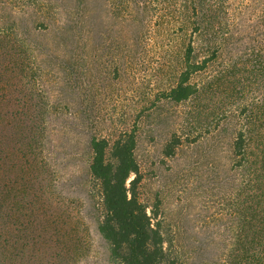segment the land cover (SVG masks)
<instances>
[{"label":"rangeland","instance_id":"obj_1","mask_svg":"<svg viewBox=\"0 0 264 264\" xmlns=\"http://www.w3.org/2000/svg\"><path fill=\"white\" fill-rule=\"evenodd\" d=\"M197 3L0 0V264H112L88 140L131 131L140 199L183 264H255L256 161L239 166L231 145L262 112L264 72L237 50L208 54ZM189 42L207 63L177 102L165 94Z\"/></svg>","mask_w":264,"mask_h":264},{"label":"trees","instance_id":"obj_2","mask_svg":"<svg viewBox=\"0 0 264 264\" xmlns=\"http://www.w3.org/2000/svg\"><path fill=\"white\" fill-rule=\"evenodd\" d=\"M230 2L231 0H198L193 8L205 12V15L197 23L195 30L198 34L204 31L210 34L212 43L205 47L208 54L222 51L234 53L237 50L240 55L245 56L244 60L253 58L256 69L262 74L264 0H254L253 3L250 0H240L235 7H231ZM236 14L240 16V21L235 19ZM235 43L236 46L233 47ZM194 47L192 42L188 43L182 59L183 69L176 84L166 92L165 97L179 102L194 92V85L189 80L207 63L206 59L198 61L194 55ZM262 81L264 86V78ZM254 106L262 109V112H258L257 121H252L247 116L240 123L231 148L232 156L239 166L247 165L249 158L256 161L259 183L255 207L259 229L254 261L255 264H264V95L257 96ZM252 124L257 125L254 134L249 131ZM252 143L257 152L250 154L249 147ZM177 144L170 141L168 152ZM88 145L89 182L101 211L97 229L108 244L111 263L183 264L182 253L175 244L172 233L164 229L161 219H157L156 210L148 211V204L140 199V171L134 153V131L120 132L111 138L93 134L89 137Z\"/></svg>","mask_w":264,"mask_h":264}]
</instances>
